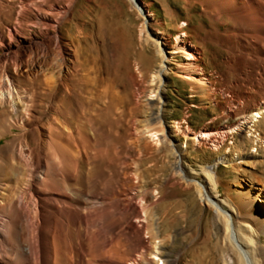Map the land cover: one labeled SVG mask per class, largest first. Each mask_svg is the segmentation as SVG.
<instances>
[{"label": "bare ground", "instance_id": "bare-ground-1", "mask_svg": "<svg viewBox=\"0 0 264 264\" xmlns=\"http://www.w3.org/2000/svg\"><path fill=\"white\" fill-rule=\"evenodd\" d=\"M167 1H183L192 28L178 41L186 33L196 58L178 75L204 107L239 120L231 133L264 140V0ZM78 3L0 0V264H201L209 254L210 264H264L263 177L241 167L238 202L222 197L217 168L227 156L202 174L189 152L203 139L184 148L170 132L171 34L146 19L141 43L159 59L126 66L127 49L104 38L87 46L88 21L70 30ZM150 5L132 0L141 13L153 14ZM198 5L206 19L192 24ZM175 186L196 188L214 210L217 241L203 260L187 262L192 244L210 237L190 242L180 230L182 211L168 202Z\"/></svg>", "mask_w": 264, "mask_h": 264}, {"label": "rangeland", "instance_id": "rangeland-1", "mask_svg": "<svg viewBox=\"0 0 264 264\" xmlns=\"http://www.w3.org/2000/svg\"><path fill=\"white\" fill-rule=\"evenodd\" d=\"M87 1H92L89 2V5L95 6L94 10H90L86 5ZM144 2L146 5L148 2L151 3L149 7L153 14H150L149 9L144 8V12L141 13L138 8L132 6V0H79L77 17L68 26L72 32H75L78 29L79 20L88 21L86 30L91 34L89 37H92L93 40L87 46L92 45L93 48H96L104 38L108 47L113 48L118 45L123 50L129 51V58L125 62L126 66H134L138 62L144 69L151 68L159 59L152 45L143 48L141 43L147 34L143 28L146 19L150 18L152 31L156 32L159 29L162 34H171L172 46L175 47V51L171 60L173 69L167 85L169 116L174 117L168 121L170 132L175 134L176 138L182 135L185 142H181V145L184 148L187 147L189 138L193 135L203 139L201 144L197 143V145L191 146L189 152L190 168L202 174H204L202 167L205 164L215 162L217 157L227 156L226 162H222L217 168L226 180L223 177L219 178L216 190H219L222 197L230 195L233 201H237L239 194L236 193L235 188L240 185L241 181L235 182L232 179L235 178L234 175L237 172L241 171V167L246 168L252 176L254 173L262 176V182H264L262 174L264 171V140L255 141L254 136L248 135L246 130L231 133L230 131L235 128L234 126L239 120L233 118L231 120L229 117L221 116L220 110L212 112V108L204 107L198 96L192 94L184 76L178 75L181 72V67H188L190 65L188 61L196 58L194 55H187L189 48L193 47V42L188 38L184 39L187 37L186 33L183 39L178 41L180 33L189 32L192 29L185 20L188 13L183 1L144 0ZM199 10H201V5L196 7V15L191 21L192 24L199 23L200 19H206L199 14ZM154 25L159 28L155 29ZM208 59L210 60V55ZM208 68L214 76H219L218 73H213L215 67L211 60ZM218 95L223 96L221 93ZM150 98L158 100L157 93L154 91L150 94ZM247 119H242V121ZM174 120L175 123L180 124L177 133L171 129ZM226 132H229V135L222 139V134ZM161 137V133L151 134V138L156 144L162 143V139H159ZM179 140L178 138V143ZM201 147L204 150L198 151V148ZM235 153L238 156H235ZM250 178L258 179L255 176ZM230 184L231 187H229ZM168 202L177 204L178 210L182 211L184 217L179 228L184 231L183 234L189 236L190 242L192 235H195L196 238L201 237L202 240L210 237L207 244H202L200 241L192 244L189 253L186 254L188 263L191 262V256H198L203 260L202 256L206 257L211 245L213 246V243L217 241L216 232L218 230L214 225L213 208L203 204L194 187L184 189L177 186L172 187L169 191ZM139 203L143 205L141 200ZM211 258L212 254H209L201 264H210ZM158 259L161 264L164 263L160 256Z\"/></svg>", "mask_w": 264, "mask_h": 264}]
</instances>
